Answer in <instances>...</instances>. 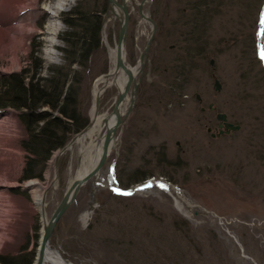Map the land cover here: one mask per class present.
<instances>
[{"label": "rangeland", "instance_id": "1", "mask_svg": "<svg viewBox=\"0 0 264 264\" xmlns=\"http://www.w3.org/2000/svg\"><path fill=\"white\" fill-rule=\"evenodd\" d=\"M52 1L33 4L36 31L28 33L26 49L18 47L20 64L13 65L10 51L0 56V90L6 88V76L25 66L32 65L31 74L47 76L54 65L66 63L62 47H68L72 30L90 49L70 52L80 61L73 64L71 78L88 123L95 80L112 66L110 46L118 41L120 18L109 13V0H56V9ZM141 2L128 5L125 46L133 66L140 63L153 28L140 14ZM1 3L2 24L12 11ZM143 4L157 28L144 72L137 76L136 102L118 128L117 146L96 176L79 188L49 243L74 264H264V60L259 54L264 36L258 35L264 0ZM72 11L101 16L99 34L93 32V19L86 29L71 25ZM26 13L19 11L15 19L21 21ZM50 15L57 28L48 34ZM117 96L116 86L106 88L99 113L112 112ZM130 97L131 91L126 107ZM211 101L217 109L209 108ZM19 110L0 105V226L5 234L0 255L32 251L35 261L45 225L42 206L49 219L84 157L79 143L68 147L79 130L65 148L52 152L41 177L22 178L28 152ZM218 111L240 127L212 134L218 131ZM9 113L15 124L8 128L10 121L4 120ZM35 181V187L28 186ZM177 187L189 201L180 200L182 207L175 200ZM37 192H44L41 204Z\"/></svg>", "mask_w": 264, "mask_h": 264}, {"label": "trees", "instance_id": "2", "mask_svg": "<svg viewBox=\"0 0 264 264\" xmlns=\"http://www.w3.org/2000/svg\"><path fill=\"white\" fill-rule=\"evenodd\" d=\"M68 19L71 25L81 24L85 29L87 23L94 20L93 32H100L102 18L95 12L84 14L79 11L77 15L72 11ZM66 39L68 47H62L66 52V63L54 65L47 76H37L34 72L31 74L32 65L25 66L6 76V88L3 92L0 90L3 94L0 95V105L9 104L19 108V117L26 127L27 135L22 144L28 154L22 178L41 177L44 164L52 152L61 148L74 132L81 131L88 124L85 116L82 117L71 78L74 75L73 64L80 61L71 57L70 52L80 51V48H83L82 52H89L90 49L79 39L77 32L70 30ZM44 106L47 108H42ZM52 110L57 114H51ZM26 247L24 245L23 251ZM0 259L4 264H32L34 256L32 251H24L11 256L3 254Z\"/></svg>", "mask_w": 264, "mask_h": 264}, {"label": "bare ground", "instance_id": "3", "mask_svg": "<svg viewBox=\"0 0 264 264\" xmlns=\"http://www.w3.org/2000/svg\"><path fill=\"white\" fill-rule=\"evenodd\" d=\"M38 0H2L1 7L10 9L12 13L8 16V21L5 22L2 21V24L0 23V56L5 55L6 51H10L13 53L12 57V63L14 66L19 63V56H18V47L22 49H26V44L28 41H25L27 38L28 33H32V31H36L37 26V19L34 17L36 16V11L34 12V5L35 2ZM41 1V0H39ZM56 0L52 1V4H50L51 8H58V4L54 5V2ZM60 0H58L59 2ZM133 0H109L108 7H109V13L116 14L120 19L124 18V10L123 5H129L131 4ZM63 4V3H62ZM68 4V3H67ZM49 6V4H48ZM45 8V7H44ZM144 8V7H143ZM2 9V11H3ZM49 9V8H48ZM29 10V11H28ZM19 11H27L26 15L21 21L16 20L15 16L19 13ZM8 13V12H7ZM10 13V12H9ZM36 13V14H35ZM45 13V12H44ZM40 15V14H39ZM262 15L264 17V10L262 12ZM22 16V15H21ZM53 15H50V18L47 23V31L46 33H54L56 31V23L54 22L55 19L52 17ZM6 19V18H5ZM41 21V20H40ZM43 22V21H41ZM42 25V24H41ZM44 33V32H43ZM28 39V38H27ZM29 40V39H28ZM126 41L123 45V58L126 60L127 66L132 70L133 75L138 76V73L140 71V63L133 66L128 62V59L126 58ZM28 50V49H27ZM20 52V51H19ZM27 52V51H26ZM117 48L115 46H110V56L112 60V66L108 72L105 74H102L97 77L95 80V83L93 85V105L91 107V119L90 122L86 125L84 129L81 130L80 134L76 136L73 140L70 141L68 147L70 148L75 142L79 143L81 146V154H82V161L80 164V167L77 171V174L75 176H82L85 174V172L91 170L94 168L98 160L101 158V153L104 149V143L106 139V134L113 127L115 124V117L116 115L112 112L110 113H99L98 108V100L102 97L103 91L108 87H113L115 89V86L117 88L118 94H120L127 83V71L123 68L117 67ZM2 58V57H1ZM7 58V56H6ZM20 64V63H19ZM14 66H10L11 68H14ZM129 95V94H128ZM128 103V96L125 97V99L120 103L119 110L123 111L126 108V105ZM13 114V113H12ZM12 114H7L5 118H7L5 123L9 122V127L13 126L15 124L13 118L9 117ZM11 118V119H10ZM15 119V118H14ZM12 120V121H11ZM8 125V123H7ZM13 130V129H12ZM118 130H116V133H114L110 141L108 143L109 145V152H110L117 146L116 144L117 139L119 138ZM4 135V134H3ZM109 157V156H108ZM35 182H30L28 186L35 187L37 184ZM166 184V183H165ZM145 185V184H143ZM142 185V186H143ZM176 187V186H175ZM45 192V191H44ZM43 193H36V199L39 204L43 203ZM175 200L179 207L181 206L180 200L183 201V199L189 203L187 198H185L179 188H176V194H175ZM46 201V200H45ZM44 206V204H43ZM42 206V209L44 211V208ZM183 210V208H182ZM92 210H87L83 213L82 219L84 221H87L88 218L91 216ZM3 225L0 226V241L1 238L5 235L3 229ZM3 235V236H2ZM42 237V236H41ZM4 239V238H3ZM2 239V240H3ZM2 242V241H1ZM0 242V243H1ZM1 245V244H0ZM45 259L43 264H74L73 262H67V260L64 258V256L58 251L56 248H54L50 243L47 244L46 250H45Z\"/></svg>", "mask_w": 264, "mask_h": 264}, {"label": "water", "instance_id": "4", "mask_svg": "<svg viewBox=\"0 0 264 264\" xmlns=\"http://www.w3.org/2000/svg\"><path fill=\"white\" fill-rule=\"evenodd\" d=\"M143 2L144 0H142V2L140 3V14L142 15V17L146 18L147 20L150 21L151 25H153L152 31L148 37V39L146 40V43L144 45V49L142 50L141 54H140V71L138 73L139 77L142 76L143 72H144V67L146 64V61L148 59V52H149V48H150V43L154 38V33L156 31L157 28V22L155 20V18H153L151 15L145 13L144 8H143ZM123 10H124V18L120 19V31L118 34V41L116 43V48H117V54H116V59H117V67H121L123 69H125L127 71L128 77H127V83L125 84L122 92L120 94H118L116 100H115V106L112 110V113H114L116 115L115 117V121H114V125L111 129H109V131L107 132V136L105 139V143H104V149L101 153V158L98 160V162L96 163V165L94 166V168H92L91 170L85 172L84 175L82 176H75L74 180L72 181V183L69 185V187L66 189L67 191L65 192L63 198L60 200L61 202L59 203V205L55 208V211L53 213V215L49 218L46 219V213L43 211V209L41 210V213L45 219V225L43 227V230L41 232L42 237L40 238L39 242H38V249L36 252V260L34 264H43L44 263V259H45V250H46V246L49 243L51 237H52V232L56 226V222L57 220L65 213L66 208L72 203L73 199L76 197V194L79 191V188L91 177H95L96 174L99 172V170L102 168V166L105 164L107 158H108V152H109V141L111 136L116 133V130H118V128L123 124V121L125 120L126 114L129 113L128 111L134 106L135 104V99H136V94H137V87L139 84V79H137V76L133 75L132 70L127 66L126 64V60L125 58H123V45L127 39L126 35H127V31H128V23H129V18H130V12L128 9L127 5H123ZM213 60V59H212ZM215 87L217 90L221 89V83L219 81L218 78H216L215 80ZM131 91V97L129 99L130 103L129 105L125 108V110L120 111L119 110V106L120 103L125 99V97L128 96L129 92ZM199 99H202L200 97V95H197ZM98 105L99 100H98ZM209 108H216V105L214 104V102L211 101V103L209 104ZM216 117L217 119L220 120L219 124H218V129L219 131L217 132L218 135L222 134L223 132H230L231 130H234L236 128L240 127V124L235 123V122H231L228 118H227V113L224 111H218L216 113ZM209 130L211 129L210 127L208 128ZM114 132V133H113ZM63 148H65V146H63ZM94 205L91 206L90 209H93ZM44 208V206H43ZM45 210V208H44ZM68 262V261H67ZM70 262V261H69Z\"/></svg>", "mask_w": 264, "mask_h": 264}, {"label": "snow or ice", "instance_id": "5", "mask_svg": "<svg viewBox=\"0 0 264 264\" xmlns=\"http://www.w3.org/2000/svg\"><path fill=\"white\" fill-rule=\"evenodd\" d=\"M259 36H264V18H262L261 20V30L260 32L258 33ZM260 58L262 60H264V45H262L260 47ZM151 186V182H149L148 184L144 185V187H150ZM161 187H163V185H161ZM125 194H130V193H125Z\"/></svg>", "mask_w": 264, "mask_h": 264}, {"label": "flooded vegetation", "instance_id": "6", "mask_svg": "<svg viewBox=\"0 0 264 264\" xmlns=\"http://www.w3.org/2000/svg\"><path fill=\"white\" fill-rule=\"evenodd\" d=\"M217 128H219V127H217ZM210 130H211V129H210ZM218 131H219V129H218ZM218 131H217V132H218ZM217 132H213L212 134H217Z\"/></svg>", "mask_w": 264, "mask_h": 264}]
</instances>
